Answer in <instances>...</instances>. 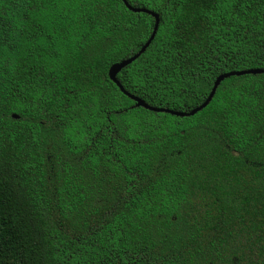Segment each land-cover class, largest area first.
I'll return each instance as SVG.
<instances>
[{"label": "trees", "instance_id": "1", "mask_svg": "<svg viewBox=\"0 0 264 264\" xmlns=\"http://www.w3.org/2000/svg\"><path fill=\"white\" fill-rule=\"evenodd\" d=\"M126 1L159 17L116 75L151 106L264 67V0ZM153 24L0 0V264H264V73L135 106L108 67Z\"/></svg>", "mask_w": 264, "mask_h": 264}, {"label": "water", "instance_id": "2", "mask_svg": "<svg viewBox=\"0 0 264 264\" xmlns=\"http://www.w3.org/2000/svg\"><path fill=\"white\" fill-rule=\"evenodd\" d=\"M122 1L129 10H131L133 12H145L147 14H150L154 19V24H153L151 34L149 35L147 40L143 43V45L139 48V50L137 52H135L134 54L128 56V57H125V58L120 59L119 61L113 62L108 67V76H109L110 80H112L125 95H127L133 101H135V106H142L148 110H152L155 112H167V113L170 112V114L177 115V116H189V115L196 113L197 111H199L200 109H202L203 107H205L208 104V102L211 100L212 96L214 95L216 87L224 78L229 77L231 75L264 73V67H253V68H246V69H241V70H230V71H226V72H221L220 74H218L216 76V78L213 82V85H212L208 95L206 96L205 100H203V102H201L199 105L191 108L188 111L173 110L170 108L156 107V106H151V105L147 104L141 98H139V97L129 93L128 91H126L122 87V85L119 83V81L117 80L116 75L123 67H125L127 64L131 63L134 59H136L140 55V53H142L146 49V47L149 45L150 41L153 39V37L156 33L158 23H159V17H158V14L152 10L146 9L144 7H133L126 0H122ZM12 116L17 117V114L13 113Z\"/></svg>", "mask_w": 264, "mask_h": 264}]
</instances>
